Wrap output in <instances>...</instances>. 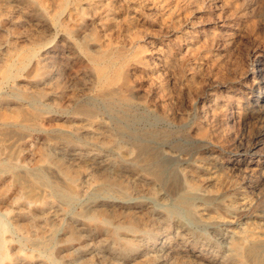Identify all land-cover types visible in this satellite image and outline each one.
Masks as SVG:
<instances>
[{
  "label": "rangeland",
  "instance_id": "obj_1",
  "mask_svg": "<svg viewBox=\"0 0 264 264\" xmlns=\"http://www.w3.org/2000/svg\"><path fill=\"white\" fill-rule=\"evenodd\" d=\"M107 1L0 0V264H244L232 236L264 245V0Z\"/></svg>",
  "mask_w": 264,
  "mask_h": 264
},
{
  "label": "bare ground",
  "instance_id": "obj_2",
  "mask_svg": "<svg viewBox=\"0 0 264 264\" xmlns=\"http://www.w3.org/2000/svg\"><path fill=\"white\" fill-rule=\"evenodd\" d=\"M109 1V0H108ZM108 1H107V3H108ZM112 1V0H111ZM128 1V0H127ZM136 1V0H135ZM140 1V0H139ZM21 2V1H20ZM79 2V1H78ZM82 2V1H81ZM92 2V1H91ZM114 2H116V1H114ZM120 2V1H119ZM122 2H124V1H122ZM130 2L131 1H129L128 3L130 4ZM143 2V1H142ZM145 2V1H144ZM147 2V1H146ZM22 3V2H21ZM27 3V2H26ZM38 3V2H37ZM39 3H40V1H39ZM69 3V2H68ZM68 3H66V4H68ZM75 3H76V1H75ZM137 3H140V2H137ZM136 3V4H137ZM23 4V3H22ZM43 4V3H42ZM69 4H71V3H69ZM89 4V3H88ZM115 4V3H114ZM143 4V3H142ZM26 5V4H25ZM30 5H32L31 3H30ZM78 5V4H77ZM98 5V4H97ZM105 5V4H104ZM103 5V6H104ZM133 5V4H132ZM72 6V5H71ZM70 6V7H71ZM88 6V5H87ZM118 6V5H117ZM116 6V7H117ZM124 6H126L127 7V5H124ZM129 6V5H128ZM131 6V5H130ZM32 7V6H31ZM69 7V8H70ZM106 7V6H105ZM115 7V8H116ZM136 7V6H135ZM28 8V7H27ZM67 8H68V6H67ZM85 8V7H84ZM95 8V7H94ZM99 8V7H98ZM101 8V7H100ZM99 8V9H100ZM138 8V7H137ZM140 8V7H139ZM34 9V8H33ZM45 9V8H44ZM78 9V8H77ZM79 9H80V7H79ZM90 9V8H89ZM88 9V10H89ZM109 9V8H108ZM46 10V9H45ZM71 10V9H70ZM91 10V9H90ZM117 10V9H116ZM121 10V9H120ZM123 10V9H122ZM34 11V10H33ZM48 11V10H47ZM92 11V10H91ZM98 11V10H97ZM110 11V10H109ZM108 11V12H109ZM113 11V10H112ZM39 12V11H38ZM111 12V11H110ZM118 12V11H117ZM70 13V12H69ZM79 13V12H78ZM93 13V12H92ZM91 13V14H92ZM112 13V12H111ZM42 14V13H41ZM87 14V13H86ZM117 14V13H116ZM81 15V14H80ZM79 15V16H80ZM102 15V14H101ZM55 16H56V14H55ZM112 16V15H111ZM117 16V15H116ZM116 16H115V18H116ZM83 17V16H82ZM91 17H92V15H91ZM97 17V16H96ZM101 17V16H100ZM84 18V17H83ZM43 19V18H42ZM78 19V18H77ZM100 19V18H99ZM102 19V18H101ZM108 19V18H107ZM71 20V19H70ZM80 20H81V18H80ZM97 20H98V18H97ZM103 20V19H102ZM115 20V19H114ZM44 20H42V22H43ZM47 21V20H46ZM86 21V20H85ZM108 21H110L109 19H108ZM116 21H118V19L116 20ZM51 22V21H50ZM62 22V21H61ZM81 22V21H80ZM84 22V21H83ZM112 22V21H111ZM52 23V22H51ZM90 23V22H89ZM113 23H115V22H113ZM44 24V23H43ZM46 24H47V22H46ZM69 24V23H68ZM82 24V23H81ZM42 25V24H41ZM103 25V24H102ZM104 25H105V23H104ZM47 26V25H46ZM53 26V25H52ZM64 26V25H63ZM67 26V25H66ZM110 26V25H109ZM68 27V26H67ZM74 27V26H73ZM83 27H85V26H83ZM251 27V26H250ZM47 28V27H46ZM58 28V27H57ZM88 28V27H87ZM108 28V27H107ZM98 29V28H97ZM100 29H102V28H99V31H102V30H100ZM106 29V28H105ZM64 30V29H63ZM83 30V29H82ZM108 30V29H107ZM107 30H105V31H107ZM72 31V30H71ZM79 31V30H78ZM96 31V30H95ZM104 31V32H105ZM95 33V32H94ZM93 34V33H92ZM100 36V35H99ZM67 37V36H66ZM76 37V36H75ZM58 38V37H57ZM72 38V37H71ZM68 39V38H67ZM71 40V39H70ZM78 40V39H77ZM80 40V39H79ZM76 42V41H75ZM80 42V41H79ZM82 42V41H81ZM42 43V42H41ZM85 46V45H84ZM27 47V46H26ZM37 47V46H36ZM65 47V46H64ZM68 47V46H67ZM87 47H88V45H87ZM17 48V47H16ZM90 48V47H89ZM62 49V48H61ZM25 50H26V48H25ZM44 50V49H43ZM59 50H60V48H59ZM72 50V49H71ZM28 51H30V50H28ZM54 51V50H53ZM74 51V50H73ZM89 51H91V50H89ZM142 51V50H141ZM149 51V50H148ZM25 52V51H24ZM82 52V51H81ZM30 53V52H29ZM78 53V52H77ZM19 54V53H18ZM41 54V53H40ZM84 54V53H83ZM87 54V53H86ZM21 55V54H20ZM91 55V54H90ZM94 55H96L95 53H94ZM118 55V54H117ZM125 55V54H124ZM143 55V54H142ZM145 55V54H144ZM22 56V55H21ZM106 56V55H105ZM120 56V55H119ZM129 56V55H128ZM148 56V55H147ZM40 57V56H39ZM98 57V56H97ZM101 57V56H100ZM104 57V56H103ZM113 57V56H112ZM13 58V57H12ZM17 58V57H16ZM15 58V59H16ZM19 58V57H18ZM17 58V59H18ZM21 58V57H20ZM77 58V57H76ZM111 58V57H110ZM115 58V57H114ZM119 58V57H118ZM16 59V60H17ZM44 59V58H43ZM49 59V58H48ZM101 59V58H100ZM133 59V58H132ZM151 59V58H150ZM23 60V59H22ZM46 60V59H45ZM44 60V61H45ZM111 60V59H110ZM13 61V60H12ZM11 61V62H12ZM19 61V60H18ZM40 61V60H39ZM48 61V60H47ZM51 61V60H50ZM49 61V62H50ZM84 61V60H83ZM108 61V60H107ZM145 61V60H144ZM147 62H149L148 60H146ZM146 61H145V63H141V64H146ZM9 62V61H8ZM10 62V63H11ZM27 62V61H26ZM103 62V61H102ZM106 62V61H105ZM13 63V62H12ZM11 63V64H12ZM30 63V62H29ZM113 63V62H112ZM115 63V62H114ZM117 63V62H116ZM151 63V62H150ZM149 63V64H150ZM23 64V63H22ZM21 64V65H22ZM27 64V63H26ZM33 64V63H32ZM34 65H35V63H34ZM41 65V64H40ZM94 65H95V62H94ZM96 65H99V64H96ZM119 65V64H118ZM138 65V64H137ZM142 65V66H143ZM111 66V65H110ZM120 66V65H119ZM126 66H127V62H126ZM136 66V65H135ZM152 66V65H151ZM6 67V66H5ZM22 67V66H21ZM42 67H44V66H42ZM93 67V66H92ZM103 67V66H102ZM262 67V66H261ZM95 68V67H94ZM148 68V67H147ZM164 68H166V67H164ZM248 67H246V69H247ZM264 68V67H263ZM40 69V68H39ZM93 69V68H92ZM98 69V68H97ZM123 69H125V67L123 68ZM249 69V68H248ZM102 70H103V68H102ZM111 70V69H110ZM139 70V69H138ZM13 71V70H12ZM22 71V70H21ZM99 71V70H98ZM97 71V72H98ZM115 71V70H114ZM137 71V70H136ZM135 71V72H136ZM246 72V71H245ZM114 73V72H113ZM122 73V72H121ZM120 73V74H121ZM13 74V73H12ZM99 74H101L100 72H99ZM119 74V73H118ZM251 74V73H250ZM11 75V74H10ZM20 75V74H19ZM97 75H98V73H97ZM108 75H110V74H108ZM117 75V74H116ZM116 75H113V76H116ZM122 75H124V74H122ZM23 76V75H22ZM133 76V75H132ZM17 77V76H16ZM104 77V76H103ZM120 77V76H119ZM4 78V77H3ZM98 78V77H97ZM111 78V77H110ZM125 78V77H124ZM10 79V78H9ZM113 79V78H112ZM112 79H111V81H112ZM132 79V78H131ZM130 79V81L131 82H133L132 80ZM134 79V78H133ZM247 79V78H246ZM4 80V79H3ZM8 81V80H7ZM18 81V80H17ZM29 81V80H28ZM33 81V80H32ZM41 81V80H40ZM109 81V80H108ZM114 81H116V79H114ZM255 81V80H254ZM31 82V81H30ZM99 82V81H98ZM103 82V81H102ZM101 82V83H102ZM135 83V82H134ZM11 84V83H10ZM97 84V83H96ZM136 84V83H135ZM254 84V83H253ZM122 86V85H121ZM120 86V87H121ZM124 86V85H123ZM135 86V85H134ZM254 86V85H253ZM39 87V86H38ZM104 88V87H103ZM112 88V87H111ZM125 88V87H124ZM110 89V88H109ZM138 89V88H137ZM212 89V88H211ZM17 90V89H16ZM253 90V89H252ZM251 91V90H250ZM25 92V91H24ZM100 92V91H99ZM28 93V92H27ZM23 94V93H22ZM29 95V94H28ZM30 95H31V93H30ZM122 95V94H121ZM53 96H56V95H53ZM61 96V95H60ZM60 96H58V97H60ZM28 97V96H27ZM47 97V96H46ZM66 97V96H65ZM123 97V96H122ZM32 99V98H31ZM40 99H41V97H40ZM29 100V99H28ZM117 100V99H116ZM42 101V100H41ZM75 101V100H74ZM67 102V101H66ZM134 102V101H133ZM118 103V102H117ZM124 103V102H123ZM83 104V103H82ZM28 105H30V104H28ZM39 105V104H38ZM75 105H76V103H75ZM42 106V105H41ZM87 106V105H86ZM238 106V105H237ZM27 107H30V106H27ZM77 107V106H76ZM36 108V107H35ZM75 108V107H74ZM240 108V107H239ZM65 109V108H64ZM64 109H61V110H64ZM35 110V109H34ZM40 110V109H39ZM53 110V109H52ZM69 110V109H68ZM15 111V110H14ZM57 111L58 110H56V113H57ZM235 111V110H234ZM23 112H24V110H23ZM35 112H37V111H35ZM49 112V111H48ZM71 112V111H70ZM221 112V111H220ZM224 112V111H223ZM19 114V113H18ZM39 114V113H38ZM50 114H51V112H50ZM61 114V113H60ZM70 114V113H69ZM89 114V113H88ZM27 115V114H26ZM95 115H96V113H95ZM28 116V115H27ZM94 116V115H93ZM236 116H238V115H236ZM98 117V116H97ZM32 118V117H31ZM232 118H234V112L232 113ZM238 118V117H237ZM76 119V118H75ZM96 119V118H95ZM33 120V119H32ZM31 120V121H32ZM40 121V120H39ZM87 121V120H86ZM118 121V120H117ZM115 123V122H114ZM120 123V122H119ZM93 124V123H92ZM239 124V123H238ZM95 125V124H94ZM6 126V125H5ZM25 126V125H24ZM26 127V126H25ZM28 127V126H27ZM26 127V128H27ZM35 127V126H34ZM93 127V126H92ZM118 127H120V126H118ZM231 127V126H230ZM29 128V127H28ZM123 128H125V127H123ZM109 129H111V128H109ZM31 131V130H30ZM37 131V130H36ZM109 131V130H108ZM123 131V130H122ZM121 131V132H122ZM12 132V131H11ZM106 132V131H105ZM10 134H15V133H10ZM17 134V133H16ZM15 134V135H16ZM120 134V133H119ZM19 135V134H18ZM113 135V134H112ZM5 136V135H4ZM3 136V137H4ZM11 136V135H10ZM23 136V135H22ZM21 136V137H22ZM8 138H9V136H7ZM13 138H14V136H12ZM24 137V136H23ZM26 138V137H25ZM53 138H55V137H53ZM6 139V138H5ZM4 139V140H5ZM10 139V138H9ZM9 139H8V141H9ZM18 139H20V138H18ZM22 139V138H21ZM57 139V138H56ZM60 139V138H59ZM75 139V138H74ZM108 139H109V137H108ZM1 141V140H0ZM18 142V141H17ZM28 145V144H27ZM138 145V144H137ZM15 146V145H14ZM29 146V145H28ZM77 150V149H76ZM144 151V150H143ZM131 152V151H130ZM77 153V152H76ZM152 153V152H151ZM84 154V153H83ZM150 154V153H149ZM78 155H79V153H78ZM75 156H77V155H75ZM74 156V157H75ZM145 156V155H144ZM143 156V157H144ZM150 156V155H149ZM147 157V156H146ZM148 158V157H147ZM82 159V158H81ZM143 159V158H142ZM44 160V159H43ZM73 160V159H72ZM89 161H90V159H89ZM140 161V160H139ZM79 162V161H78ZM79 163H81V162H79ZM211 163H213V162H211ZM137 164V163H136ZM208 164V163H207ZM144 165V164H143ZM203 165V164H202ZM134 166V165H133ZM200 166V165H199ZM204 166V165H203ZM202 166V167H203ZM125 167H127V166H125ZM209 167V166H208ZM137 168V167H136ZM211 168V167H210ZM126 169V168H125ZM201 169V168H200ZM199 169V170H200ZM213 169V168H212ZM215 169V168H214ZM135 170H137V169H134V171ZM198 170V171H199ZM203 170V169H202ZM133 171V172H134ZM141 171V170H140ZM190 172H191V170H189ZM201 171V170H200ZM199 171V172H200ZM205 171H209V170H205ZM212 171V170H211ZM124 172V171H123ZM128 172V171H127ZM131 172V171H130ZM202 172V171H201ZM129 173V172H128ZM132 173V172H131ZM207 173V172H206ZM209 173V172H208ZM207 173V174H208ZM136 174V173H135ZM216 174V173H215ZM214 174V175H215ZM155 175L157 176V177H159V176H161V169H158L156 172H155ZM188 175V174H187ZM206 175V174H205ZM163 176V175H162ZM165 176H166V174H165ZM204 176V175H203ZM209 176V175H208ZM210 176H212V175H210ZM8 177V176H7ZM140 177V176H139ZM138 177V178H139ZM167 177V176H166ZM188 177V176H187ZM5 178V177H4ZM11 178V177H10ZM175 178V177H174ZM189 179H190V177H189ZM217 179V178H216ZM7 180V179H6ZM8 180H11V179H8ZM7 180V181H8ZM144 180V179H143ZM3 181V180H2ZM35 181V180H34ZM136 181H138V180H136ZM141 181V180H140ZM148 181V180H147ZM147 181H144L145 183L147 182ZM170 181V180H169ZM216 181V180H215ZM203 182V181H202ZM143 183V182H142ZM159 183V182H158ZM209 183V182H208ZM214 183V182H213ZM2 184H3V182H2ZM31 184V183H30ZM38 184L39 183H35V184H32V186L31 187H29V189H30V191L31 192H33V191H35V189H37L38 188ZM217 184H220V183H217ZM147 185V184H146ZM153 185V184H152ZM157 185V184H156ZM156 185H155V187H156ZM203 185V184H202ZM12 186V185H11ZM39 186H40V184H39ZM231 186V185H230ZM154 187V186H153ZM178 187V186H177ZM224 187V186H223ZM200 188H202V187H200ZM231 189V188H230ZM11 190H13V189H11ZM235 190V189H234ZM38 191V190H37ZM199 191H201V190H199ZM13 192V191H12ZM40 192V191H39ZM237 192V191H236ZM9 193V192H8ZM41 193V192H40ZM172 193V192H171ZM195 193V192H194ZM212 193V192H211ZM217 193V192H216ZM222 193H224V191L222 192ZM226 193V192H225ZM42 194V193H41ZM156 194V193H155ZM188 194V193H187ZM223 195V194H222ZM5 196H7V195H4V197ZM24 196V195H23ZM193 196V195H192ZM210 196V195H209ZM211 196H212V194H211ZM182 197V196H181ZM236 197V196H235ZM14 198H16V197H14ZM179 198V197H178ZM198 199V198H197ZM236 199V198H235ZM245 199V198H244ZM44 201H45V199H43ZM49 201V200H48ZM191 201H192V199L189 197V196H187L186 194H185V196H183L182 198H181V203L182 204H184V205H190V204H192L191 203ZM196 201V200H195ZM244 201V200H243ZM47 202V201H46ZM215 202H216V200H215ZM228 202V201H227ZM248 202V201H247ZM43 203V202H42ZM41 203V204H42ZM45 203V202H44ZM229 203V202H228ZM249 203V202H248ZM31 205V204H30ZM40 207V206H39ZM206 208V207H205ZM212 208V207H211ZM47 209V208H46ZM233 209V208H232ZM206 210H208V209H206ZM234 211V210H233ZM237 211V210H236ZM238 211H240V209L238 210ZM45 212V211H44ZM209 212V211H208ZM217 212V211H216ZM214 213V212H213ZM42 214V213H41ZM22 215V214H21ZM30 215V214H29ZM152 216V215H151ZM221 216V215H220ZM136 219V218H135ZM29 220H31V219H29ZM153 220V219H152ZM23 221H24V218H23ZM22 222V221H21ZM30 223V222H29ZM45 223V222H44ZM43 223V224H44ZM168 223V222H167ZM237 223V222H236ZM21 224V223H20ZM238 224V223H237ZM243 224V223H242ZM244 225V224H243ZM246 225V224H245ZM6 226V225H5ZM35 226V225H34ZM261 228V227H260ZM24 230V229H23ZM263 230V229H262ZM253 232H255V231H253ZM252 232V233H253ZM240 233V232H239ZM241 233H242V231H241ZM229 239V238H228ZM231 244L233 245V247H234V249L232 250V248H230V251L229 252H231L232 253V257H234V258H236V260L240 263V261H241V263H248L249 261H251V262H259L260 260H261V255H262V251H263V248H264V245L261 243V241H260V239L258 238V237H254L252 234H250V233H248V232H243L242 233V236H232L231 237ZM6 247V241L5 240H3V241H1V243H0V250L1 249H4ZM222 248V247H221ZM227 248V247H226ZM225 248V249H226ZM236 249V250H235ZM217 250V249H216ZM221 250V249H220ZM223 251V250H222ZM1 252V251H0ZM11 252V251H10ZM216 252V251H215ZM220 252V251H219ZM6 254V253H5ZM16 255V254H15ZM216 255V254H215ZM225 255V254H224ZM2 256V255H1ZM6 256V255H5ZM217 256V255H216ZM231 256V255H230ZM7 257V256H6ZM202 257V256H201ZM216 258V257H215ZM218 258H219V256H218ZM222 258H223V256H222ZM226 258H228V257H226ZM15 259H16V257H15ZM203 260V259H202ZM224 260V259H223ZM228 261V260H227ZM209 262H210V260H209ZM229 262V261H228ZM227 262V263H228ZM217 263V262H216ZM219 263V262H218ZM226 263V264H227ZM2 264V263H1ZM12 264V263H11ZM231 264V263H230Z\"/></svg>",
  "mask_w": 264,
  "mask_h": 264
}]
</instances>
